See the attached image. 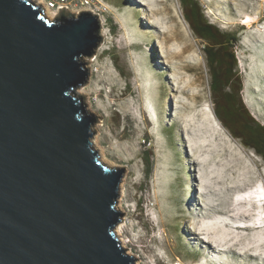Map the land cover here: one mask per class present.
I'll return each instance as SVG.
<instances>
[{
    "label": "rangeland",
    "instance_id": "obj_1",
    "mask_svg": "<svg viewBox=\"0 0 264 264\" xmlns=\"http://www.w3.org/2000/svg\"><path fill=\"white\" fill-rule=\"evenodd\" d=\"M199 2L209 21L238 32L240 94L264 125V0ZM101 4V41L82 57L87 75L75 92L94 120L100 159L124 170L116 235L125 252L135 264H264V160L216 116L202 42L179 0ZM149 9L160 13L149 19ZM176 24L192 46L185 73L173 53L183 43L165 44L162 34Z\"/></svg>",
    "mask_w": 264,
    "mask_h": 264
},
{
    "label": "water",
    "instance_id": "obj_2",
    "mask_svg": "<svg viewBox=\"0 0 264 264\" xmlns=\"http://www.w3.org/2000/svg\"><path fill=\"white\" fill-rule=\"evenodd\" d=\"M102 4L0 0V264H135L115 233L123 168L100 159L75 90Z\"/></svg>",
    "mask_w": 264,
    "mask_h": 264
},
{
    "label": "trees",
    "instance_id": "obj_3",
    "mask_svg": "<svg viewBox=\"0 0 264 264\" xmlns=\"http://www.w3.org/2000/svg\"><path fill=\"white\" fill-rule=\"evenodd\" d=\"M179 3L192 33L202 42L216 116L233 137L264 160V125L251 116L240 94L242 87L234 52L238 32L220 29L209 21L199 0H179ZM145 161L148 177L151 165L148 158Z\"/></svg>",
    "mask_w": 264,
    "mask_h": 264
},
{
    "label": "bare ground",
    "instance_id": "obj_4",
    "mask_svg": "<svg viewBox=\"0 0 264 264\" xmlns=\"http://www.w3.org/2000/svg\"><path fill=\"white\" fill-rule=\"evenodd\" d=\"M34 1H36L37 3H39L40 4V2H41V0H34ZM137 2V1H136ZM141 3H143V2H141ZM253 4V3H252ZM140 5V4H139ZM43 7V6H42ZM45 9V8H44ZM210 11V10H209ZM45 13L50 17V18H53L54 17V15L52 14V13H50L47 9H45ZM158 13H160V11L159 10H155V9H149L148 10V18L150 19L151 17H153L154 15H156V14H158ZM143 17H145L144 15H143ZM175 20V19H174ZM259 21V20H258ZM150 22V21H149ZM253 22H255V20H250L249 22H246V24L247 25H251ZM151 23V22H150ZM154 24V23H153ZM151 25V26H153V28H156V26L155 25ZM172 28V27H171ZM169 30V29H168ZM173 31H174V33H173ZM171 30L170 32H164V33H162L163 34V39H164V43L166 44V43H168V42H170V41H178V43H183V47L180 49V50H178V51H175V52H173L175 55H177V58H178V60H179V62L177 63V67L179 68V70H180V73H185V71H186V66L187 65H189L188 63L189 62H187L186 60H184V56H183V54H184V52L185 51H189V50H191V44L190 43H188L187 42V39H186V36H185V33H184V31L182 30V29H179V26L176 24V31L175 30ZM260 31V30H259ZM176 34H178L180 37H179V39L176 37ZM261 34L259 33V35L258 36H255L254 37V39H253V42H256V41H261L262 40V37L260 36ZM251 38V37H250ZM252 39V38H251ZM252 42V41H251ZM249 43V42H248ZM256 44V43H255ZM252 46V48L253 49H257V47L254 45V44H252L251 45ZM250 47V46H249ZM172 53V54H173ZM195 54V53H194ZM194 64V63H193ZM194 65H196V66H198L199 64H198V62H196ZM198 79V78H197ZM201 81V80H200ZM219 132V131H218ZM220 135H222L223 136V140L224 141H226L227 140V138L223 135V134H221L220 132H219V136ZM226 135V134H225ZM93 143H96V138H95V136H93ZM221 142H223V141H221ZM229 143V142H228ZM230 145V144H229ZM232 145V144H231ZM231 147V146H230ZM238 147V146H237ZM234 150H237V149H234ZM233 152V151H232ZM238 156V155H237ZM242 156V155H241ZM251 156V155H250ZM234 158H235V156H234ZM230 159H231V157H230ZM238 159V158H237ZM103 161V160H102ZM226 161V160H225ZM230 161V160H229ZM228 161V162H229ZM231 162V161H230ZM229 162V163H230ZM245 162V161H244ZM228 163V164H229ZM231 164V163H230ZM226 165V164H225ZM254 165V164H253ZM235 166V165H234ZM248 167V166H247ZM232 168V167H231ZM236 168V167H235ZM253 168V167H252ZM230 169V168H229ZM239 171V170H238ZM246 171V170H245ZM234 172V171H233ZM243 172V171H242ZM222 173V172H221ZM227 173V172H226ZM244 173V172H243ZM230 174V173H229ZM246 175V174H245ZM220 177V176H219ZM242 177V176H241ZM224 179V178H223ZM246 180V177H242L241 179H240V181H245ZM220 181V180H219ZM234 183V182H233ZM239 183V182H238ZM242 183V182H241ZM247 183V182H246ZM243 185V184H242ZM241 185V186H242ZM241 186H239V187H241ZM233 187V186H232ZM210 188V187H209ZM235 188V187H234ZM231 189V188H230ZM236 189V188H235ZM220 191V190H219ZM222 193V192H221ZM223 195V194H222ZM226 196V195H225ZM224 196V197H225ZM223 197V196H222ZM223 199V198H222ZM221 200V199H220ZM219 200V201H220ZM224 201V200H223ZM222 201V202H223ZM220 203H221V201H220ZM225 203V202H224ZM228 203V202H227ZM214 204V203H213ZM226 204V203H225ZM221 205V204H220ZM213 206V205H212ZM223 207V206H222ZM209 208H211V207H209ZM215 209V208H214ZM191 227V226H190ZM190 229V228H189ZM114 230H115V233H117V231L119 230L118 228H117V226H115V228H114ZM193 231V230H192ZM196 232V231H195ZM120 241V240H119ZM121 243V242H120ZM122 246V245H121ZM123 247V246H122ZM124 248V247H123Z\"/></svg>",
    "mask_w": 264,
    "mask_h": 264
},
{
    "label": "built area",
    "instance_id": "obj_5",
    "mask_svg": "<svg viewBox=\"0 0 264 264\" xmlns=\"http://www.w3.org/2000/svg\"><path fill=\"white\" fill-rule=\"evenodd\" d=\"M93 1L101 3V0H41L40 4L55 16L59 7H65L71 12H78L85 10Z\"/></svg>",
    "mask_w": 264,
    "mask_h": 264
}]
</instances>
